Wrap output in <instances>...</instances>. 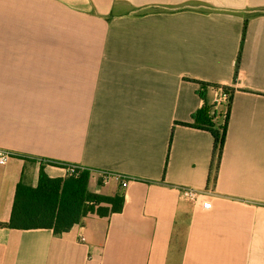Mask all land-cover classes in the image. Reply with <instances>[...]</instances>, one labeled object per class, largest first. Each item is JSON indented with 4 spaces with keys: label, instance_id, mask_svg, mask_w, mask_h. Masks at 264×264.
<instances>
[{
    "label": "crops",
    "instance_id": "0c3cea01",
    "mask_svg": "<svg viewBox=\"0 0 264 264\" xmlns=\"http://www.w3.org/2000/svg\"><path fill=\"white\" fill-rule=\"evenodd\" d=\"M200 83L233 92L217 168L211 133L179 123L203 107ZM0 148L15 154L0 264H264V0H0ZM49 161L129 176L88 183L123 192L121 211L92 205L61 234L4 226L40 163L66 176ZM177 185L212 189L211 208Z\"/></svg>",
    "mask_w": 264,
    "mask_h": 264
},
{
    "label": "trees",
    "instance_id": "16d2710c",
    "mask_svg": "<svg viewBox=\"0 0 264 264\" xmlns=\"http://www.w3.org/2000/svg\"><path fill=\"white\" fill-rule=\"evenodd\" d=\"M246 19L244 20L243 30ZM239 58V55H238ZM217 86L200 83L199 95L204 99V105L191 115V122H179L182 125L194 126L207 130L214 139L212 157L217 168L226 135L229 107L232 99V89L222 86L229 93V100L223 122L215 125L212 111L213 104L205 100V90ZM212 111V114H211ZM52 164L57 165L52 161ZM90 175L87 170L77 176L66 174L65 177H50L40 163L38 179L35 186L20 180L14 193V199L9 219L4 226L12 229L50 228L54 234L66 232L71 227L79 224L87 210L92 205L107 204L111 211H121L124 204V194L116 191L113 195L92 192L88 188Z\"/></svg>",
    "mask_w": 264,
    "mask_h": 264
},
{
    "label": "built area",
    "instance_id": "2783aa9c",
    "mask_svg": "<svg viewBox=\"0 0 264 264\" xmlns=\"http://www.w3.org/2000/svg\"><path fill=\"white\" fill-rule=\"evenodd\" d=\"M240 76L241 73L237 72L236 78H239ZM210 88L216 93V96L214 97L212 103L213 104L212 111H214L218 105L222 104L225 108V111L223 112V117H224V114L226 112V106L229 100V93L224 91L222 86L217 85V86H211ZM14 155L15 154L12 151L0 148V165H5L9 161V159ZM49 162L51 163L52 161ZM56 163L58 166L64 168L66 174L72 176H77L82 171L87 170L89 172L90 179L95 180L100 185H106L110 182H114L121 189H125L130 182V177L122 173L108 171L104 169L88 168L75 163H66V162H56ZM175 189L178 192L180 198L190 202L193 205L194 209L196 210H203V211L209 210L212 205L211 203L212 198L215 197L214 191L210 188L197 189L190 186L177 185Z\"/></svg>",
    "mask_w": 264,
    "mask_h": 264
},
{
    "label": "rangeland",
    "instance_id": "374dc122",
    "mask_svg": "<svg viewBox=\"0 0 264 264\" xmlns=\"http://www.w3.org/2000/svg\"><path fill=\"white\" fill-rule=\"evenodd\" d=\"M200 8H202V9H205V10H207V9H209L210 8V6L209 5H206V4H202L201 5V7ZM27 40H38V34L37 35H35V34H27ZM216 109L218 110H224L225 111V108H224V106L221 104V105H218L217 107H216ZM222 118H223V116H222ZM96 182V181H95ZM100 185V184H99ZM113 186V185H117V184H115L114 182H110V183H108V184H106V185H101V186ZM118 186V185H117Z\"/></svg>",
    "mask_w": 264,
    "mask_h": 264
}]
</instances>
